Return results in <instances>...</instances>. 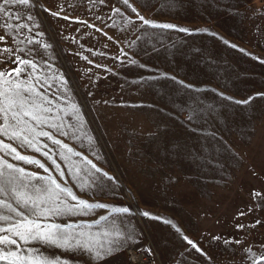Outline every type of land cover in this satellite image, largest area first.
<instances>
[{
    "label": "rangeland",
    "instance_id": "374dc122",
    "mask_svg": "<svg viewBox=\"0 0 264 264\" xmlns=\"http://www.w3.org/2000/svg\"><path fill=\"white\" fill-rule=\"evenodd\" d=\"M130 3L148 20L217 35L151 28L121 0H97L95 5L89 0H32L30 9H11L35 19L9 20L31 30L13 28L0 48H11L40 65L41 83L48 78L40 90L47 89L57 105L72 113H60L68 123H76L74 116L79 115L84 121L81 131L95 143L90 149L83 139L58 138L115 178H101L102 190L82 192L65 169V180L77 196L109 208L57 222L91 225L84 231L100 234L102 243V234L113 225L126 234L131 231L133 240L99 264H253L264 254V96L256 95L264 93V0ZM113 7L121 13L114 14ZM66 15L70 19H63ZM129 18L134 22L126 24ZM45 44L51 47L45 49ZM14 67L10 61L0 63L3 70ZM221 93L235 100L255 99L237 105ZM19 150L51 167L39 153ZM10 162L44 174L34 166ZM254 191L262 196L254 198ZM114 207L131 211L113 214ZM141 211L172 221L180 231ZM241 211L245 215L240 216ZM101 216L108 220L95 224ZM257 220L261 223L251 227ZM33 246L68 264H93L79 250ZM128 246L151 249L154 262L133 263ZM245 249L256 256L250 258Z\"/></svg>",
    "mask_w": 264,
    "mask_h": 264
},
{
    "label": "snow or ice",
    "instance_id": "6c2138e0",
    "mask_svg": "<svg viewBox=\"0 0 264 264\" xmlns=\"http://www.w3.org/2000/svg\"><path fill=\"white\" fill-rule=\"evenodd\" d=\"M96 2L97 0H89L92 5H95ZM99 3L103 4L105 0H99ZM121 3L135 13L136 18L143 25L151 28L176 30L188 34L193 31H202L217 35L210 33L208 29L192 30L170 23H157L141 15L137 8L130 3V0H121ZM33 6L32 0H0V29L5 30V35H0V43H6L5 37L11 33L13 28L16 31L26 28L31 30L25 23L12 24L8 21L22 19L33 21L35 18L30 13L25 15L22 11L11 10L16 7L30 9ZM44 11L49 10L44 9ZM112 11L114 14L121 13L120 8L116 7H113ZM51 15L59 16V13L52 12ZM63 19L68 20L70 17L66 15ZM81 22L87 23V21ZM133 22L131 18L125 21L126 24ZM89 26L93 27L94 25ZM38 35H43V33H38ZM22 42L20 41V43ZM28 42L33 43L34 41L29 39ZM223 42L229 44L228 41ZM35 43L40 42L35 41ZM230 46L236 47V45ZM43 47L47 49L51 45L45 44ZM16 51L24 52V49L18 48ZM83 58L87 59V57ZM8 61L15 67L8 70L0 69V264H68L59 256L45 255L39 247L33 246L36 244L51 246L62 251L79 250L87 254L93 264H99L108 256L121 251L128 241L133 240V234L131 231L126 234L120 227L113 225L102 234L105 239V242L102 243L99 240L100 234L94 235L84 231L85 227L91 228V225L75 222L58 223L57 220L64 217L83 216L90 214L95 209L109 208V205L91 203L77 196L65 180V169H68V174L82 192L91 191L93 188L102 190L103 181L101 178L113 182H115V178L99 168L93 160L58 138L65 137L75 141L83 139L90 149L95 143L92 136L81 131L84 121L80 119L79 115L74 116L76 123H68L64 120V116L72 115V113L57 105L54 99L46 94L47 89L43 92L40 90L48 83V78H45L41 83L38 73L40 65L33 59H25L17 55L11 48H0V63ZM261 62L264 63V61ZM131 63L135 64L136 61L132 60ZM171 79L175 80V77H171ZM179 83L183 85L182 81ZM220 95L223 99L237 105H247L255 99V97H249L241 101L225 97L222 93ZM256 95L264 96V93ZM73 111L78 113L79 109L73 106ZM60 113H64V116H61ZM19 149L39 153L51 167L36 157L22 154ZM91 154L96 156L94 150L91 151ZM73 157L80 159L73 160ZM97 159H99L98 156ZM10 161L34 166L41 169L44 174L31 172L21 167L19 163ZM61 162H63V166ZM53 172L56 175H53ZM88 177H91V180ZM252 195L254 198L262 196L261 193L255 191ZM130 211L128 207L111 208L113 214H129ZM139 214L149 219L171 224L177 232L180 231L170 220L153 216L146 211H141ZM239 215L243 216L245 213L241 211ZM107 220V216H101L94 223L98 225L101 221ZM259 223L261 221L257 220L250 226L255 227ZM237 227L243 228L244 225L239 224ZM183 239L196 251L206 255L187 236H184ZM212 239L220 240L221 237ZM224 243L230 242L225 240ZM143 251L151 254V249H143ZM245 251L249 253L250 258L256 256L251 249H245ZM261 261H264V254L253 259V264H261Z\"/></svg>",
    "mask_w": 264,
    "mask_h": 264
},
{
    "label": "built area",
    "instance_id": "2783aa9c",
    "mask_svg": "<svg viewBox=\"0 0 264 264\" xmlns=\"http://www.w3.org/2000/svg\"><path fill=\"white\" fill-rule=\"evenodd\" d=\"M126 252L129 256V259L133 261V263L136 262H145V263H152L155 260V254L151 252L149 254L146 251H143V249L137 250L132 248V246H128L126 249Z\"/></svg>",
    "mask_w": 264,
    "mask_h": 264
}]
</instances>
